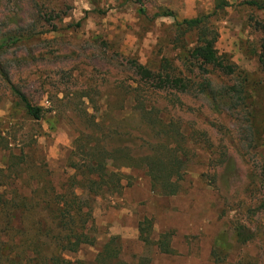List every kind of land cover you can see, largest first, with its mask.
Returning a JSON list of instances; mask_svg holds the SVG:
<instances>
[{"label": "rangeland", "instance_id": "rangeland-1", "mask_svg": "<svg viewBox=\"0 0 264 264\" xmlns=\"http://www.w3.org/2000/svg\"><path fill=\"white\" fill-rule=\"evenodd\" d=\"M140 1L0 0V134L12 150L0 151V168L12 155L25 160L23 176L9 185L22 195L76 187L86 199L72 162L118 147L137 158L167 157L170 147L184 160L181 192L158 194L144 166L122 169L121 193L107 184L90 199L97 245L65 261L94 264L118 238L125 264H264V211L256 210L264 200V10L247 5L264 0ZM221 1L228 6L217 10ZM166 11L176 19L159 17ZM203 15L234 76L203 71L190 57L196 38L176 24ZM165 59L195 84L194 94L152 88L132 66L156 71ZM6 78L46 110L43 121L26 117ZM242 88L241 96L230 91ZM145 219L153 241L173 234L174 255L140 241ZM238 227L251 236L247 244L237 242Z\"/></svg>", "mask_w": 264, "mask_h": 264}, {"label": "trees", "instance_id": "trees-1", "mask_svg": "<svg viewBox=\"0 0 264 264\" xmlns=\"http://www.w3.org/2000/svg\"><path fill=\"white\" fill-rule=\"evenodd\" d=\"M137 2L141 4L140 0ZM247 5L264 10V3L258 1H250ZM227 6L225 1H221L218 2L216 9H224ZM141 13L144 11L141 10ZM159 17L176 19L174 13L169 11ZM176 28L181 35L192 34L196 38L195 47L189 55L201 64L200 68L203 71L206 66L226 76H234L237 73V67L226 56H220L217 51L219 33L211 24L210 16L203 15L184 19L182 22L177 21ZM260 64L264 69V45ZM132 66L141 80L152 88L161 91L174 90L187 95L195 93V84L177 75L173 64L166 59L156 71L136 62H133ZM5 80L11 95L17 101L16 105L24 111L26 117L37 123L43 121L47 115L46 110L33 105L25 93L14 86L9 79ZM207 86H211L210 83ZM206 87L200 86L199 92H205ZM230 91L240 96L245 94L243 88ZM10 146L0 134V151H12ZM86 148L94 152L101 147L90 145ZM166 150L167 157L153 153L151 156L137 158L123 147L110 148L109 154L102 148L97 153L87 155L80 163L72 162L71 168L76 172L73 179L77 181L81 178L88 185L86 199L78 194L80 189L75 186L68 195H63L54 189H42L43 187L37 188L27 196L20 194L17 189L12 188L13 183L10 182H13L15 177L23 176L24 169L20 164H25V160L18 159L19 163H14L16 157L12 155L6 167L0 168V264H83L67 262L65 256L76 254L83 247L97 245L96 237L92 234L93 228L89 227L90 223H93V207L90 199L99 194L107 184L115 194L121 193L122 169L144 166L151 178L152 188L158 194L176 196L181 192L180 182L183 176L180 171L184 160L174 149L167 147ZM13 168H17L16 171L19 173H13ZM256 210L264 211V200L260 201ZM152 231L153 222L149 219L142 221L139 225L140 241L147 248L155 246L161 254L174 255L173 234L163 233L153 241ZM248 234L244 227H238L237 242L242 245L247 244L251 238ZM121 254L122 247L118 243V238H112L99 251L94 264H125L120 260Z\"/></svg>", "mask_w": 264, "mask_h": 264}]
</instances>
